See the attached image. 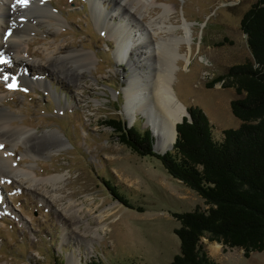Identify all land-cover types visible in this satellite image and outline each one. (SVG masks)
I'll use <instances>...</instances> for the list:
<instances>
[{
    "label": "rangeland",
    "instance_id": "1",
    "mask_svg": "<svg viewBox=\"0 0 264 264\" xmlns=\"http://www.w3.org/2000/svg\"><path fill=\"white\" fill-rule=\"evenodd\" d=\"M255 1L157 0V3L174 4L172 15L177 22L181 23L184 17L193 24L192 56L188 64L180 59L176 62L178 68L173 73L172 89L185 107L197 105L205 112L213 125L215 139L220 138L223 129L237 128L241 123L231 113L229 103L244 94H238L232 86H224V81L213 80L228 67L252 58L240 29V19ZM44 2L59 14L61 25L44 18L46 14L38 0H30L27 7L15 1L11 17H6H14L15 25L19 24L17 31L25 28L24 32H28L24 33L25 49L29 59L41 65L31 63L28 58L19 63L7 53L8 63L0 64V95H3L0 107L14 113L13 124L32 128L39 136L54 130L64 135L68 141L66 147L59 151L54 148L50 153H32L36 157L31 153L30 157L22 156L25 151L22 143L16 147L5 146L21 168L31 165L38 178L61 174L64 180L54 185L42 186L35 182V186H30L21 172H9L5 178H0V264H67L70 254L75 256L76 264L92 259L108 264L132 261L168 264L179 252V239L174 234L179 222L172 213L190 211L197 205L206 206L194 191L170 177L157 159L140 156L123 145L105 123L116 119L128 126L136 125L140 130L149 129L156 144L145 113L136 109L131 118L126 111L123 87L130 76L126 61L139 67L140 60L147 56L146 50L150 51L151 44L158 41V37L146 29L150 20H157L161 10L142 9L140 17L128 5L125 11L118 9L122 3L119 0ZM95 10L113 13L107 19L108 27L124 25L121 33L132 45L125 60L115 58L117 40L108 33L107 27L105 32L95 21ZM49 22L52 25L49 26ZM146 40L151 44H146ZM57 46L61 49L54 54L59 57L75 49L93 55L88 70L80 68L76 85L56 72L64 67L76 68L79 62L74 55L67 59L45 56L47 50L52 51ZM10 47L14 48L12 44ZM180 52H187L186 44L180 46ZM151 56L156 64V56L154 59ZM4 75L17 76V87L10 89L7 85L12 82L3 80ZM39 77L45 79V88V84L30 83ZM49 140L54 147V141ZM2 170L4 174L6 168ZM104 180L142 211L116 200ZM69 201L83 206L78 218L71 216ZM88 207L90 212H86ZM100 215L104 216L105 228L99 229L100 237H95L90 247L83 237L94 234L83 232L87 221L92 222L91 217ZM92 227L91 230H95V225ZM202 241L209 255L220 264H264V250L245 257L240 248H224L206 238ZM213 243L220 246L217 253L211 249Z\"/></svg>",
    "mask_w": 264,
    "mask_h": 264
},
{
    "label": "trees",
    "instance_id": "2",
    "mask_svg": "<svg viewBox=\"0 0 264 264\" xmlns=\"http://www.w3.org/2000/svg\"><path fill=\"white\" fill-rule=\"evenodd\" d=\"M240 29L252 58L228 67L213 80L244 94L229 103L241 121L237 128L223 129L215 139L205 112L190 105L186 108L191 121L183 117L172 148L161 153L153 150L149 129L116 119L105 122L123 145L157 159L170 177L194 191L206 206L172 213L179 222L174 229L179 252L168 264H220L209 255L203 238L224 248H240L245 257L264 250V0H256L243 13ZM103 183L121 204L142 211L109 181ZM85 264L108 263L92 259Z\"/></svg>",
    "mask_w": 264,
    "mask_h": 264
},
{
    "label": "bare ground",
    "instance_id": "3",
    "mask_svg": "<svg viewBox=\"0 0 264 264\" xmlns=\"http://www.w3.org/2000/svg\"><path fill=\"white\" fill-rule=\"evenodd\" d=\"M15 1L16 0H0V54H2V57L4 59H7L9 58V55L7 53H11V56L19 63L22 62L23 59L28 58L31 63H35V65H41L35 60L29 59L27 49H25V46H27L26 37L24 34L26 32H24L25 28H20L17 31L16 28L18 29L19 24L17 23V26L15 25L16 21L14 17L6 19L8 15L11 17V13L13 12L12 5L13 3H15ZM119 1H121L122 3H119L118 9L125 11L124 7L128 5V8L134 9L136 13L140 15V17H142V9H144L145 11H149L150 9L154 10L155 8L161 10L157 16V20H150L147 25V28H149L146 29L147 32H149V30L153 32V35L158 37V41L155 40L156 42L151 44L148 40H146V44H151L149 48L150 51L146 50L147 52H145V54L147 56L140 60V62L138 63L139 67L135 66V64H133L130 60H128V62L126 61V64H128L130 69V76L126 80V86L123 87V94L125 97L124 107L126 111H128V114L131 118L134 117L136 109H138V112L145 113L147 121L150 124L154 133V137L156 139L155 148L158 151H161L173 144L176 125L185 114L184 105L176 98L174 90L172 89V80L174 76V70L178 68L176 62L180 59L183 60L185 64H188L192 56L191 44L193 42V34L191 26L193 24L191 21H188L184 17H182L181 23L177 22V19L175 20L174 15H172L175 13L174 4L170 5L167 3H157V0ZM38 2L42 3L41 6L43 7V13L46 14L44 18H50L57 24L61 25L59 14H57V12L49 4L45 3L44 0L43 2H41V0H38ZM128 2L132 3V7H130ZM91 4L93 6L95 5V3ZM95 14V21L99 23L102 28H104L105 32H107L106 30H109L108 33H111L114 36V39L117 40L118 47L114 54L115 58L117 59V61L125 60L129 46L131 45V41L126 35H123L121 33L122 26L124 25L114 24L111 25V27H108L110 26V22H108L107 19H110V16H112L113 13L110 14L107 11L99 10L96 11ZM100 20L102 21V24L100 23ZM31 25L33 27H37L34 25V22H31ZM48 25H52V22H49ZM29 26H27V28ZM105 27H107L108 29H106ZM9 30H11V35L8 34ZM178 31H180L181 34H179ZM160 34H163L165 38H163L164 36L160 37ZM11 44L14 46V48L10 47ZM182 44L187 45V52L185 53L180 52V46ZM60 49L61 47L57 46L52 51L47 50V53L45 55L46 58L51 59L53 55L59 53ZM135 50L137 52V48ZM21 51H23L24 53L20 54ZM139 53L142 52L139 51ZM71 55H74L76 57V61L79 62V65L77 63L78 66L76 68H73L72 66L64 67L61 69L59 68V70H56V72L63 75L72 84L76 85L79 81L78 76L80 70L84 67L88 70V66L92 64L93 55L88 51L75 49L65 57L55 56L58 59H67L72 58ZM150 56L153 57V59L154 57L157 58L156 64L150 59ZM49 65L51 64L49 63ZM8 77L9 79L7 80V82H12L13 76L8 75ZM15 80H17V76L15 77ZM30 83L45 84V79H43L42 77L35 78L34 80H31ZM45 87L46 84L43 88ZM2 99L3 95H0V103ZM219 113L222 114L223 110L220 109ZM14 118V113L12 111L0 107V145H3V147L0 148V169L4 170L6 168V170H4V174L3 172H0V178H5V174L9 172H21L23 178L30 186H35V182H38L43 186L44 184L49 183L51 185H54L60 181H63L64 175L61 174H56L51 177L48 176L44 178H38L36 172L31 169V165L26 166V168H21L12 157V155L6 152L7 150H5V146L6 144H10L12 147H16L18 143H22L25 145V151L22 156L30 157L33 155L32 153H35V155L36 153L41 152L50 153L51 151L55 150L54 148H56L55 151H59L61 148L66 147L68 145V141L64 137V135L54 130L50 134L39 136L37 135L38 133H36V131L32 128L13 124L12 121ZM50 138L52 139V142L54 141L55 143L54 147H51L49 144V142L51 143V141L49 140ZM30 153L32 155H30ZM35 155H33L32 157H36ZM68 210L73 212V215H71L72 217L74 216L75 218H78L79 214L83 212V206L77 204L75 201H69ZM90 211V208L86 210V212ZM103 218L104 216L100 215L94 218L91 217V221L93 220L92 222L87 221V226L85 227L83 233H92L94 234V236L88 237L85 235V237H83V240L90 247H92V242L95 240V237H100L99 229L104 230L105 228V224H102V221L104 220ZM93 225H95V230L92 231L91 228H93ZM219 248L220 246L217 243H213V245L211 246V249L215 253L219 251ZM76 263L77 260L75 256L73 254H70L67 258V264Z\"/></svg>",
    "mask_w": 264,
    "mask_h": 264
},
{
    "label": "snow or ice",
    "instance_id": "4",
    "mask_svg": "<svg viewBox=\"0 0 264 264\" xmlns=\"http://www.w3.org/2000/svg\"><path fill=\"white\" fill-rule=\"evenodd\" d=\"M41 2H43V0H41ZM30 3V0H16V4L18 5H23L25 7L28 6V4ZM13 7H15V5H13ZM9 35H11V30H9ZM7 38V37H5ZM0 63H8L7 60H5L3 57H2V54H0ZM3 80L7 81L9 79L8 75H4L2 77ZM10 89H14L17 87V83H16V80H15V77H13L12 79V83L8 84L7 85ZM25 91H27V89H24ZM3 145H0V148H2Z\"/></svg>",
    "mask_w": 264,
    "mask_h": 264
},
{
    "label": "water",
    "instance_id": "5",
    "mask_svg": "<svg viewBox=\"0 0 264 264\" xmlns=\"http://www.w3.org/2000/svg\"><path fill=\"white\" fill-rule=\"evenodd\" d=\"M184 112H185V114H184L183 117H186L188 121H191L190 114H189V112H188V110H187V108H186L185 106H184ZM182 120H183V118H182L178 123H181ZM151 135H152V133H151ZM176 136H177V130H176V128H175V138H174L173 143H174L175 140H176ZM172 146H173V144H172L170 147H168V148H166V149H164V150H162V151H158V150L155 148V144H153V150H154V151H158V152L163 153V152H165V151H167V150H170V149L172 148Z\"/></svg>",
    "mask_w": 264,
    "mask_h": 264
}]
</instances>
